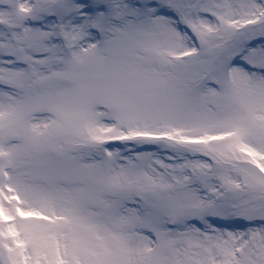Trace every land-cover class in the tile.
Returning <instances> with one entry per match:
<instances>
[{
  "label": "snow or ice",
  "instance_id": "6c2138e0",
  "mask_svg": "<svg viewBox=\"0 0 264 264\" xmlns=\"http://www.w3.org/2000/svg\"><path fill=\"white\" fill-rule=\"evenodd\" d=\"M0 264H264V0H0Z\"/></svg>",
  "mask_w": 264,
  "mask_h": 264
}]
</instances>
